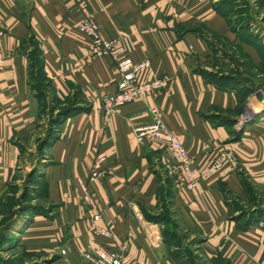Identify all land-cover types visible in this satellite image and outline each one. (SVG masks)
<instances>
[{
	"label": "crops",
	"instance_id": "obj_1",
	"mask_svg": "<svg viewBox=\"0 0 264 264\" xmlns=\"http://www.w3.org/2000/svg\"><path fill=\"white\" fill-rule=\"evenodd\" d=\"M85 1L101 34L119 38L121 54L150 59L146 77L170 81L108 119L104 98L117 92L120 75L110 58L89 55L76 1L0 0V204L24 150L47 140L36 170L42 209L0 226L11 239L4 253L89 264L88 243L111 251L126 244L124 264H178L164 236L167 210L194 230L204 260L264 264V96L256 93L264 85V0L238 20L221 13L224 0ZM67 108L74 111L61 117ZM152 108L189 149L196 188L171 172L166 149L138 140ZM247 113L252 119L240 124ZM230 146H238L234 163L203 176L213 154ZM95 225L113 237H97Z\"/></svg>",
	"mask_w": 264,
	"mask_h": 264
},
{
	"label": "built area",
	"instance_id": "obj_2",
	"mask_svg": "<svg viewBox=\"0 0 264 264\" xmlns=\"http://www.w3.org/2000/svg\"><path fill=\"white\" fill-rule=\"evenodd\" d=\"M77 7L82 11L83 17L78 24L79 31L88 36L91 40L89 55L92 58L107 57L115 65V70L120 75L118 90L116 93L105 96L103 108L106 118L115 113L117 109L127 103L145 97L149 93L157 92L168 86V76L147 78L145 73L151 67L150 59H144L136 63L131 57L121 54L118 50L119 38L107 39L100 31L94 13L89 9L85 0H75ZM3 29L0 27V60L2 58ZM152 121L148 124L137 126L135 129L140 142L148 140L152 144H159L170 154L171 172L184 181L188 189H194L198 185V178L195 177L196 169L189 149L183 144L178 134L172 131L167 125L165 118L156 108L151 109ZM253 115L243 114L240 124L252 119ZM240 127V126H239ZM238 146L221 148L213 154L202 172L203 176L219 173L234 163L237 158ZM103 157H100L96 169L92 172V179L101 175L98 171ZM89 201V199H88ZM98 218V216H97ZM94 233L97 237L112 238L111 230L105 226L95 225ZM127 245L121 244L116 250H108L103 244L94 247L88 243L83 250V257L89 264H124ZM70 247L62 249L61 253L66 254Z\"/></svg>",
	"mask_w": 264,
	"mask_h": 264
},
{
	"label": "rangeland",
	"instance_id": "obj_3",
	"mask_svg": "<svg viewBox=\"0 0 264 264\" xmlns=\"http://www.w3.org/2000/svg\"><path fill=\"white\" fill-rule=\"evenodd\" d=\"M228 6L232 8L236 6L233 14L236 15V20H238L240 14L247 13L250 15L259 12L256 8L255 0H237L236 5L229 4ZM228 9L229 7H226V10ZM250 19L251 18L249 17V20ZM258 28H260V26H258ZM238 45L239 48L237 50V55L245 57V52H242L245 55H242L241 52H239L243 50L241 49V44ZM244 59L247 60L246 58ZM256 93H260L264 96V85L260 86ZM48 116H51L50 112H48ZM43 119L45 120V123L48 120V117L44 116ZM38 140L39 138H37L33 144H29V147L33 148V150H27V148L24 150L16 180L9 190L10 195L6 196L4 201L0 204V211L3 214L5 213L1 219L0 226L2 224L10 225V223L15 222V220H17V218H19L25 211L32 214L33 211H40V209H42L40 204H42L44 199L36 189L37 185L40 184L36 181V176L37 171H39L42 166H39L40 163H43V147L45 146V141L38 143ZM26 152H28L29 155H27ZM39 186L41 188V185ZM169 213L170 212L167 210H164L163 212L164 218L162 220L165 221L168 226L164 229V236L175 250L178 264H229L224 261L204 260L202 250L198 247V244H196V237L191 240L194 230L185 232L183 224L176 222L175 219L171 221ZM15 214H17V216ZM8 232L9 231H6V233H4L0 231V264H23L25 258L28 259L29 264H38V262H40V264H58V262H53V260L37 262L35 259L31 258V254H26L23 250L19 251L18 255L13 257L11 255L7 256L4 253V247L5 244L11 242V239L8 237Z\"/></svg>",
	"mask_w": 264,
	"mask_h": 264
},
{
	"label": "trees",
	"instance_id": "obj_4",
	"mask_svg": "<svg viewBox=\"0 0 264 264\" xmlns=\"http://www.w3.org/2000/svg\"><path fill=\"white\" fill-rule=\"evenodd\" d=\"M237 0H224V2H223V5H222V8H220V11H221V13H224L225 15H228V14H231V13H234L235 11H234V8H232V7H230V6H228L229 4H232V5H236L234 2H236ZM226 7H229V9L228 10H226ZM41 76V75H40ZM74 110L72 109V108H70V109H65L62 113H60L61 114V117H63V116H65V115H69L70 113H72ZM60 117V116H59ZM50 136L52 137V132H51V134H50ZM46 142H47V140H46ZM45 142V143H46ZM222 261H224V260H222ZM224 262H227V261H224Z\"/></svg>",
	"mask_w": 264,
	"mask_h": 264
}]
</instances>
